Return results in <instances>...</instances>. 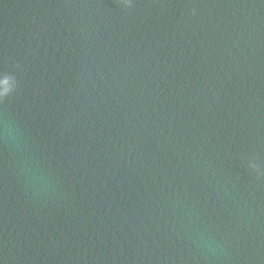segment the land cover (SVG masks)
Returning <instances> with one entry per match:
<instances>
[{"label": "water", "instance_id": "obj_1", "mask_svg": "<svg viewBox=\"0 0 264 264\" xmlns=\"http://www.w3.org/2000/svg\"><path fill=\"white\" fill-rule=\"evenodd\" d=\"M0 264H264V0H0Z\"/></svg>", "mask_w": 264, "mask_h": 264}]
</instances>
